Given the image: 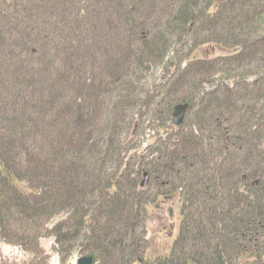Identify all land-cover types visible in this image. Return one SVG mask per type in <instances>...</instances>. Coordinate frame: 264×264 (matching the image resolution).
<instances>
[{
  "label": "trees",
  "instance_id": "trees-1",
  "mask_svg": "<svg viewBox=\"0 0 264 264\" xmlns=\"http://www.w3.org/2000/svg\"><path fill=\"white\" fill-rule=\"evenodd\" d=\"M91 1L0 0V36L18 37L0 38V51L17 49L0 62L13 73L0 81V243L30 255L9 264L40 260L43 236L53 237L59 264L74 250L93 253L95 264H264V0H149L147 9L144 0H110L116 37L107 46L100 19L90 28L99 45L58 47L55 13L82 30L84 18H98ZM154 16L165 19L149 29ZM151 66L176 76L163 93L135 92ZM179 101L188 108L176 127ZM149 112L169 129L128 173L122 157ZM142 168L156 194H176L181 216L169 252L151 259Z\"/></svg>",
  "mask_w": 264,
  "mask_h": 264
},
{
  "label": "rangeland",
  "instance_id": "rangeland-1",
  "mask_svg": "<svg viewBox=\"0 0 264 264\" xmlns=\"http://www.w3.org/2000/svg\"><path fill=\"white\" fill-rule=\"evenodd\" d=\"M61 1L62 0H60V2ZM91 2H92L91 3V7H92L91 10L94 9L93 11L97 13L98 18L92 19V16H88L86 20L84 18V21L86 24H85L84 29L82 28V30H79L80 24H79L78 28L75 27V24H77V23H74V25H72L71 29L67 28L70 25L67 23L70 22L72 18H73L72 21H74L73 15H69L70 17L66 15V17L63 18L64 17L63 14H60L58 12L55 13L54 22H53L54 26L56 27L57 31L62 30L61 32H56L55 34H52V39H54L53 42H55L56 45H57V43L63 44L60 46L58 45V47H61V48L63 46L65 47L70 41H71L72 45L74 44V46L77 44V42H79V47H84L85 50H89L93 44H94V46L99 45V43L94 42L96 39H95L94 33H92V30H90V28L92 26L91 23L99 21L100 19H104L105 26H107L108 31H109V33H108V31L105 28L99 29L102 31L103 34H105L104 38H109L108 41L105 40L104 43H102L103 48L108 45L106 43H108L111 38L116 37V34H112V33H114V32H112V31H114L113 29L116 27H114V26L112 27L110 25L113 22L112 19H114L115 15L117 14L116 6H114V4H112V2L110 0H102V2H101V0H93ZM144 2H145L144 3V9H147L150 4L152 5V2H150L149 0H144ZM103 6H104V8H103ZM114 7H115V9H114ZM88 8H90V7H88ZM1 10L2 9H0V14L5 13ZM19 15L20 16L18 18L21 20L23 19V23L25 25H27L29 23V21L24 20L23 13H20ZM38 18H40V16ZM38 18H36L35 22L38 21L37 20ZM135 19L137 21H139V15L138 14L135 15ZM164 19H165V17L160 18L158 16H156V17L154 16L151 18V23H149L147 26H149V29H151L150 26H155L157 23L164 21ZM62 22L66 25L65 29H63L61 27ZM116 24L119 26L118 23H116ZM38 25L41 26L40 24H38ZM99 25H101V24H99ZM19 30H20V28H19ZM63 30H66V32H69V33L66 34L64 32V34H62ZM115 31H116L115 33H118V32L122 33L123 32L122 29H117ZM9 33L10 32L3 33L0 36V38H2L5 42L9 41L11 39H14V38H18L17 35H15V34L13 35V33H10L11 36H9ZM19 40H21V39H19ZM19 45L22 46V44H20V43H19ZM206 45H211V43H208V44L206 43V44L200 45V47L198 49L195 48L194 51L195 52L197 51V53L200 55L202 53V50L206 47ZM217 46H213V47L215 48ZM2 47L3 48L0 51V59H1L0 62L4 63L7 51H9V50L12 51V49L13 50H17V49L10 47L6 43H4L2 45ZM6 48H8V50H6ZM218 48L220 50H224L220 47H218ZM54 51H56V50H53V52ZM58 54H61V53L58 51ZM168 55H169V56H167L168 58H171V56L175 57V53H174V55H171V53L169 52ZM102 56H103L102 59L105 60L106 57L104 55H102ZM99 57H101V56H99ZM226 65L227 64H225V66ZM234 66L235 65H230V67H234ZM0 68H2V70L0 71V81L3 84L5 83L8 85L7 82H9L8 81L10 79L9 77H12L13 73H11V74L7 73V69L4 66H2ZM54 76H55V74H54ZM173 76L175 78L176 74H174ZM173 76H171V74H168V75L165 74L160 66H151L150 69L145 71V73H142L141 78L138 79V81L134 83V85L136 86L135 87L136 89H134V91L137 92L138 90L142 89V86H143L146 88L158 89L157 90L158 93H160V92L163 93V91H165L166 88L169 87L168 84L170 82H172ZM56 82H57V80H56ZM8 88H9L8 89L9 95L11 94L9 99H11L13 94L14 95L16 94L15 93L16 91H15V89L12 91V87L10 88L8 86ZM212 91H214V89L210 88L209 93H211ZM0 93L3 94L4 89L0 88ZM4 94L6 95L7 93H4ZM155 97H154V102H155V100H157V97L156 98ZM176 104H181V102L180 101L176 102L174 105H176ZM202 104H203L202 100L198 97L197 107H201ZM150 109H151V107H150ZM172 110H173V108L171 109V112H172ZM8 112L9 111H7V114H8ZM171 112H170V123H171ZM141 121L143 123L141 125L142 127L138 130L137 139L135 141L129 143L130 147L127 148L126 152L124 153V155L122 157V162L127 163L128 173H130L131 170L133 171V169H135L136 167L140 168L139 165L137 166V161H138V158L140 157V155L147 154L148 150L146 151L145 147L149 143L153 142V140L157 136L159 137V134H161V137H160L161 139L165 138L167 131L169 129L168 128V122L161 120L159 117H157L156 114H154L152 112L144 113L143 116L141 117ZM166 126L168 129L166 128ZM263 147H264V143H263ZM121 180L124 181L125 179L122 178ZM138 184H139V187L144 188L143 191L146 192L145 195L142 196V202H144V206H143V210L141 212L142 219H141V223H140L141 224L140 228H141V230H143L142 236L145 240V250H144L143 256L146 257L147 259H151L157 255H164V254L168 253L169 250L171 249V246H172V244L176 238V235L178 233L179 223H180V219H181L180 212H179V199L175 193L170 194V195H168V194L167 195L156 194L155 186L150 185L149 177H148L147 172L145 171L144 168H142L140 171V175L138 177ZM17 186L23 192L33 191V189L27 187L22 182H17ZM66 215L68 216V214H65L63 216L56 217L51 222H49L46 226L47 230L54 223H57L58 221L66 218ZM39 244H40V249H41L42 253L39 254L38 257H41V258H40V260L38 258L33 259L32 260L33 264L39 263V261H41L45 264H59V254L56 250L53 249V247H54L53 237L52 236H43L39 239ZM0 254H1L0 261H2L4 264H9V261L25 263L28 260V257L30 256L28 253H26V252L23 253L18 248L11 246L9 244H5V243L4 244L0 243ZM83 254H86V253H83ZM79 255H82V254H80L79 252L74 250L72 255L67 258L65 264H76L75 261H76V258L79 257ZM242 258L243 257L239 258V261L241 260L239 262V264H246V259H242Z\"/></svg>",
  "mask_w": 264,
  "mask_h": 264
},
{
  "label": "water",
  "instance_id": "water-1",
  "mask_svg": "<svg viewBox=\"0 0 264 264\" xmlns=\"http://www.w3.org/2000/svg\"><path fill=\"white\" fill-rule=\"evenodd\" d=\"M187 106L188 104L186 102L173 106V110L171 112V122L174 125L179 126L182 123ZM76 264H94V254L88 253L86 255L79 256L76 258Z\"/></svg>",
  "mask_w": 264,
  "mask_h": 264
},
{
  "label": "bare ground",
  "instance_id": "bare-ground-1",
  "mask_svg": "<svg viewBox=\"0 0 264 264\" xmlns=\"http://www.w3.org/2000/svg\"><path fill=\"white\" fill-rule=\"evenodd\" d=\"M172 123V122H171ZM173 124V123H172Z\"/></svg>",
  "mask_w": 264,
  "mask_h": 264
}]
</instances>
